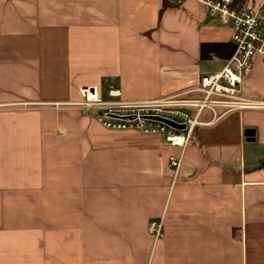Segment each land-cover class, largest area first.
<instances>
[{
  "label": "crops",
  "instance_id": "crops-1",
  "mask_svg": "<svg viewBox=\"0 0 264 264\" xmlns=\"http://www.w3.org/2000/svg\"><path fill=\"white\" fill-rule=\"evenodd\" d=\"M163 2L0 0V264H264V109L181 148L80 107L85 87L152 101L224 68L232 28L196 0ZM262 38L242 85L254 101Z\"/></svg>",
  "mask_w": 264,
  "mask_h": 264
},
{
  "label": "built area",
  "instance_id": "built-area-1",
  "mask_svg": "<svg viewBox=\"0 0 264 264\" xmlns=\"http://www.w3.org/2000/svg\"><path fill=\"white\" fill-rule=\"evenodd\" d=\"M182 4L186 0H171ZM201 8L222 24L232 28L234 53L224 68L204 75L198 85L183 94L152 101H105L96 88L81 89L80 107L91 112L110 130H130L162 136L171 145L185 148L198 126L211 124L230 112L248 108L264 109V100H249L242 95L244 76L251 70L256 52L263 47L264 0H248L240 8L235 0H196ZM197 96L189 97V93ZM205 115L210 116L209 119ZM176 125L184 126L179 128ZM180 167V158H171ZM148 231L159 240L164 235L163 219L152 220Z\"/></svg>",
  "mask_w": 264,
  "mask_h": 264
},
{
  "label": "trees",
  "instance_id": "trees-1",
  "mask_svg": "<svg viewBox=\"0 0 264 264\" xmlns=\"http://www.w3.org/2000/svg\"><path fill=\"white\" fill-rule=\"evenodd\" d=\"M240 8H244L247 5L248 0H235ZM171 0H164L163 7L161 9V14L163 13L164 9L170 5ZM264 27V22L262 24Z\"/></svg>",
  "mask_w": 264,
  "mask_h": 264
},
{
  "label": "water",
  "instance_id": "water-1",
  "mask_svg": "<svg viewBox=\"0 0 264 264\" xmlns=\"http://www.w3.org/2000/svg\"><path fill=\"white\" fill-rule=\"evenodd\" d=\"M166 122H168V123H170V124H172V125H176V124H174L173 122H171V121H166ZM177 127H179V128H183L184 126H181V125H176Z\"/></svg>",
  "mask_w": 264,
  "mask_h": 264
}]
</instances>
